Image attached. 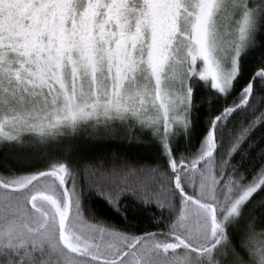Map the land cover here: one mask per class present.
<instances>
[{"label":"snow or ice","instance_id":"obj_1","mask_svg":"<svg viewBox=\"0 0 264 264\" xmlns=\"http://www.w3.org/2000/svg\"><path fill=\"white\" fill-rule=\"evenodd\" d=\"M0 264H264V0H0Z\"/></svg>","mask_w":264,"mask_h":264}]
</instances>
